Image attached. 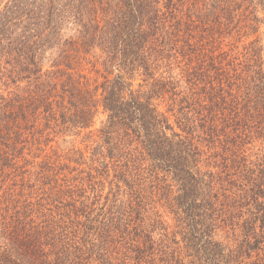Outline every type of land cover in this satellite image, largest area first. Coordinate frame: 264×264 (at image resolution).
<instances>
[{
	"label": "trees",
	"instance_id": "obj_1",
	"mask_svg": "<svg viewBox=\"0 0 264 264\" xmlns=\"http://www.w3.org/2000/svg\"><path fill=\"white\" fill-rule=\"evenodd\" d=\"M246 2H6L0 264H264V46L223 43Z\"/></svg>",
	"mask_w": 264,
	"mask_h": 264
},
{
	"label": "rangeland",
	"instance_id": "obj_2",
	"mask_svg": "<svg viewBox=\"0 0 264 264\" xmlns=\"http://www.w3.org/2000/svg\"><path fill=\"white\" fill-rule=\"evenodd\" d=\"M8 0H0V9L3 8V6L6 4ZM245 7L247 8L246 11L249 14L251 11V16L258 17L260 19V21L258 22V28H257V32L254 34H248L243 36L241 35L240 37L238 35H236V40H232L230 41L229 38H226L225 40L223 39V43L226 46V44H229L232 42L233 45L237 46L240 50L243 48V46L247 45L248 43H250V41L259 38L261 41V44L264 46V4L260 3V0H248V2H246ZM243 12V8L241 9ZM242 18V16H241ZM243 19V18H242ZM72 32L69 30L68 27H66L64 29L63 35L65 36H69ZM252 33V32H250ZM232 44H230V46L228 47H232ZM57 51V50H54ZM47 59L44 60V64L45 67L44 69H48L50 68L52 62H53V58L55 56H57V54L55 53H51V50L48 51V53H46ZM264 56V53H263ZM91 58V57H90ZM93 61L89 62L88 60H85L82 65L77 66V70L82 71L83 73L87 74V76L90 78L91 83H95V82H102L104 80V77L102 75L103 72V67L100 63H96L93 64L94 59L91 58ZM142 82V77L141 76H136V78L133 80L134 83V88H137L139 83ZM21 85H25L26 81H23L20 83ZM4 88L5 86H2L0 83V88ZM9 90H14V88H10ZM0 93H4L7 94L8 91H5L4 89H0ZM161 109L164 111L167 109V105H161ZM106 120V114L101 112L99 113V115H97V117L95 118V122L94 125L91 127L92 130H97L99 128L102 127L103 122ZM49 137V136H48ZM49 138H53V140H51L48 144H47V153L51 152V146L55 147V149L62 151L63 149L65 151L70 150L73 147H77L80 149H85L86 147V143L87 142H81L82 140V136L76 137L74 135H51ZM57 147V148H56ZM90 151V150H89ZM87 155H90V152L87 153ZM40 160V159H39ZM171 217L169 219V223L171 224V226L173 227L174 225V221L172 219V216H168ZM228 233L225 231H219L218 232V236L217 238L223 241H228Z\"/></svg>",
	"mask_w": 264,
	"mask_h": 264
}]
</instances>
